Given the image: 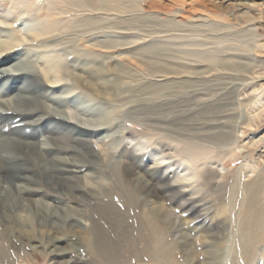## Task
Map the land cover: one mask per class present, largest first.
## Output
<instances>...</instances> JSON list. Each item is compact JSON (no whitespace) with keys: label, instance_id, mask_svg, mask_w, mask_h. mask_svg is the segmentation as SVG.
Listing matches in <instances>:
<instances>
[{"label":"rangeland","instance_id":"374dc122","mask_svg":"<svg viewBox=\"0 0 264 264\" xmlns=\"http://www.w3.org/2000/svg\"><path fill=\"white\" fill-rule=\"evenodd\" d=\"M50 1L0 0V16H7L13 19V22L7 21L3 24L1 23L0 27L15 31L18 42L21 40L19 43H14L8 48L1 50L0 59L3 58L4 54L9 53H18L21 58H25L26 60L37 59V57L39 58L43 54V46L45 43L40 41L43 40L44 37L32 39L31 36L34 31L27 30L28 28H26L25 24L36 22V17H32V14L40 4H46ZM88 2L89 6H86L87 9L84 7L82 8L83 10H76L75 12H78L75 13L74 16L81 18L88 17L99 20L100 22L97 24L92 23L90 25L80 26L81 28L76 27L64 33H53L52 35L56 36L57 39L60 38L62 42L51 45L47 49L49 52L58 51L59 55L67 51V54H69L65 56V61L74 64L76 67L80 66V63L86 60H84L85 54L91 52L90 50L99 53L97 56L94 54L89 55L90 58L94 57V59H92L93 63L99 68V91L90 90L85 86H81L78 89L70 90L65 96L67 101L80 105L84 107L83 109L90 112L83 117L88 124L92 122L96 123V121L100 122L101 119L103 121L100 122L101 125L99 127L93 126L91 128L90 126L88 131L90 133L89 136H86L84 133H78V135H76V140L69 144L71 146L69 148L71 149H60L62 154L71 157L72 161L78 159L80 162V164H75L77 167L75 175L79 177L80 182L72 183V185L77 184V189L74 191L72 190L71 194H78L72 197L73 199H70L71 196L50 190L41 172L42 170L38 166L39 164L37 161L39 160V154H36V161H34L28 153L23 154L22 160H26L25 162L19 159L21 171H18V176L22 179L21 183L24 186L27 185V188L34 187L36 189V187H38L36 189L38 191L30 192L31 195H34L35 197H33L39 201L44 199L55 200V203L59 206L67 208L68 212H61V214L65 215L66 213V215H69V218L61 219L58 216L52 218L46 215L45 209H41L30 216L26 221L28 223L21 225L12 208H3V210L0 211V264H66V260L69 262H76L75 264H102L98 255L94 253L95 251L92 245L89 246L87 243V239L91 240L92 238L90 219L98 221L101 226L104 224L106 235L111 236L112 240L114 239L118 250V258L115 261H118V264H162V262L163 264H168V262L169 264H236L237 254L234 255L233 253L234 249L239 252V247L235 240L238 209L237 207L227 208L226 212H221V207L226 204L229 197L230 186L236 177L238 181L243 184L247 179L254 178L258 173H264V33L248 31L247 28H251V25L236 24L229 17L231 11H222L221 18L217 19H213V17L204 12L190 14L185 11L184 14L181 13L184 16L180 15L179 13L184 7L180 6L179 2L173 0H155V2L154 0H135L132 2L130 9L120 14L112 10L106 12L107 10L105 8L101 10L94 8L97 0H88ZM166 3L168 5H166ZM210 3L214 5V1L207 0V4L209 5ZM16 4L17 7H14ZM28 4L30 5L29 8L26 7ZM250 5L251 0H245L242 9ZM91 6L92 9L90 8ZM153 6L155 8H153ZM164 6L167 7L163 8ZM212 7L216 9V7ZM261 9V7L257 8L258 11ZM70 16L71 14H66L64 17L70 18ZM153 16L155 18L157 17V19L149 21L147 17L150 18ZM136 18H140V21L134 20L135 25L132 26L128 24H115V21L118 20ZM179 24L185 27L177 28L176 26ZM20 28L21 31H19ZM159 31L161 32L160 34ZM78 38H81L82 43H80V40L78 41ZM91 38H109L110 42L112 40V42L114 41L118 46L116 44L112 46L114 45L112 42V44L110 43V48H107V50L104 49V47L99 48L98 46L92 49H90V46H88L89 48L79 46L84 43L85 39ZM169 38L170 40H168ZM73 48H75V52ZM30 49L35 50L32 51ZM76 49H78V53ZM135 49L138 51L145 49L144 51L150 56H147L148 54L145 55L146 53L143 54V56L142 54L140 55V53L136 54L133 52ZM149 50L151 53L148 52ZM133 53L136 55H133ZM197 53L201 55L202 53H207L210 57H200ZM131 55L134 57L139 56L142 60H146L147 57L152 58H148L152 61L156 59V61H158L156 64L168 65L181 63L180 65L183 66L185 62L186 67H183L187 69L194 67L195 69H193L194 71L196 70L197 73L192 75L181 74L182 76L175 75L177 78L173 75H163L164 77L166 76L164 78L159 73L149 74L147 70H144V66L142 67L140 65L138 60L134 57L133 59L131 58ZM209 58H213L215 62L211 61ZM20 60L21 59H18L14 63H21ZM235 64H237V67ZM37 68V66H34L36 74L33 76V79H36L35 84L37 93L51 96L54 93L58 94L60 92L58 89L73 86V78L70 73L66 72L65 76H63L64 80L59 81L56 86H52L44 81L40 69L38 68L39 70H37ZM190 69L192 70V68ZM5 76L4 74H0V85L9 84L10 81L4 82ZM196 77L200 82L203 81L202 84L198 82V84H200L199 86H195L196 88L191 87L179 93L175 92V94L176 96L180 94L178 98L184 96L186 92L188 94L186 93L185 97L190 94V97L188 96L187 99L191 101L189 104H193V110H200L202 107H208L209 109L221 107V116L216 114V116H210L212 119L214 117V119L218 120H211L210 122L200 121L203 124V128L205 127L203 131H208L207 129H210L207 133H201L200 136H209L211 138L210 142L205 144L200 140L195 141L197 143H204L211 150L209 157L203 160L205 162L204 164L201 162L196 164L197 166L199 165L200 169H206L211 166L217 172L218 176L211 180L213 184L210 186H208L205 180L199 175L194 177V179L187 176L190 169L188 171L184 170L187 163L180 160L177 153L179 152L180 147L178 146L182 141V137L169 131L145 125L144 118L148 119L149 117L153 119V115H146L144 117L143 114L134 113L136 118H125V114L134 111L131 105L135 102H139L143 98L151 96L159 97V99L161 97L160 100L154 102L153 105L155 106L161 102L170 100L174 96H168L169 98H166L165 96L167 95L164 96L163 94L167 92V89L163 87L183 85V80H189L191 83V81L196 80ZM116 79H120L121 81L118 82ZM15 81L14 84H16V86L21 84V82ZM144 85H148V90L145 89L139 92L138 90L144 87ZM104 88L106 89L101 91ZM17 91L19 92V90ZM105 91L106 93H104ZM203 91H205V93ZM96 92H98L99 95L98 93L96 94ZM102 92L104 96L101 95ZM223 96L225 99L221 100ZM194 99L196 102H194ZM197 99L201 100L197 101ZM149 103L150 102H145V105H149ZM179 109L187 110L188 107L185 106ZM68 110L73 114V108H68ZM173 113L174 112L171 111L170 114L163 119V121L166 119L164 121L165 124L173 117ZM87 117L89 119H87ZM45 120L46 116H31L22 113L13 119V123H11L10 126L22 127L26 129V131H34L42 127ZM74 128L75 131L82 130L80 132L85 130L84 128ZM86 137H90V140ZM148 137L151 139L146 141L145 139ZM186 137L187 138L183 139L187 140L190 138V136ZM101 138L103 141L100 140ZM218 138L222 140H218ZM45 140L48 141V139ZM125 146L131 153L135 154L136 157L141 156V158H143V167L147 169L159 164L163 170L166 169L171 180L176 175H178V178H183L185 176L190 178L185 182L187 186L184 188V191L179 192L173 198L167 195L168 193H164L161 186L155 189L156 192L160 193L161 199L166 205L169 216L174 224H168L167 221L163 220L164 218L161 215L154 212L152 213V192H144L133 186V184L128 181L129 178L125 179L126 177H124L123 163L109 158L107 156L108 153L105 154L106 151L109 150V153L114 152L113 158H117ZM135 146L142 147V150H133ZM88 150L92 153H88ZM93 159L94 161H92ZM116 167L117 170L120 169L117 171L114 169ZM110 169L112 171H110ZM88 171H90V176L94 184L98 186L100 193H96L98 196L89 193L86 194L85 189H83L84 184H86L84 180H87V176L83 174H87ZM113 171L115 172L116 178L112 175ZM87 175H89V173ZM95 175L100 176H96L97 178L93 177ZM122 178H124V180ZM5 180L6 178H3V181ZM148 180L150 179L148 178ZM189 180L194 181L190 183ZM102 182L104 183L103 185L101 184ZM126 183H130L131 187L127 184L129 188ZM212 185L215 186L211 187ZM104 186L107 187L108 190H106ZM101 191H109L108 193H110V196L108 199L102 196ZM43 192H45V195ZM186 193L191 194L190 197L194 201V206L190 207L189 204L183 203V197ZM192 196H194V198ZM85 197L87 200L84 199ZM98 197L100 199H98ZM240 199L241 195L237 197V201ZM105 200H109L110 209H113L114 213L117 211L116 216H113L115 221V223H112L113 226L108 225L110 223H105L106 221L102 218V215L100 213L99 215L94 209L98 202L100 203ZM103 208L107 209L108 207L103 206ZM118 208L122 210L120 211ZM120 215L122 216L121 218ZM156 216L158 217L156 218ZM217 216L218 218L215 219ZM100 217L101 219H99ZM173 219L175 221H173ZM75 222H78V224L80 222V224L78 225ZM52 224L58 226L57 231L60 232V237L64 236V234H70L68 239H62L59 244V246L61 245L60 247L65 249L63 255L59 253V249L54 245L52 237L53 231L51 228ZM114 224L118 225V228ZM114 226L115 229L119 231L120 235L114 229ZM124 226H126L125 228L128 230H124ZM70 227H73L75 231L78 229L77 232L80 233H71ZM112 232L113 234H111ZM61 233L63 235H61ZM71 235L74 236L72 237ZM37 237L39 240H37ZM125 238L126 240L124 241L123 239ZM119 240H122V243L119 242ZM184 242H188V246L184 245ZM260 246L258 252L254 256L252 264H264V245L260 244ZM89 247L92 251L88 249ZM161 255L163 257H161ZM158 257H160V261L157 260ZM240 263L242 264L241 261Z\"/></svg>","mask_w":264,"mask_h":264},{"label":"bare ground","instance_id":"6f19581e","mask_svg":"<svg viewBox=\"0 0 264 264\" xmlns=\"http://www.w3.org/2000/svg\"><path fill=\"white\" fill-rule=\"evenodd\" d=\"M134 1L135 0H97L94 8L99 9V10L105 8L107 10L106 12L112 10L114 12L117 11L120 14V13L126 12L127 9H130L131 4ZM173 1L179 2L180 6L184 7L181 9V12L179 13L180 15H183L185 11H186V13H190V14H194L196 12H204V13H207L208 15H210L211 17H213V19H217V18H221L222 11H224V12L231 11V13L229 14V17L236 24H238V25H242V24L243 25H251L252 26L251 28H247L248 31L263 32L264 33V1L263 0H251V5L246 7L245 9H242V6H243L245 0H212V1H214V5L211 3H210L211 5L210 4L208 5L207 0H173ZM150 2H152V1H150ZM154 2H155V0H154ZM166 5H168V4L166 3ZM86 6H89L88 0H52L46 4H40L38 6V8L35 10V12L32 14L33 15L32 17L35 16L36 17L35 20H37V21L34 23H31V24L29 22V23H26L25 25H26V28H28L27 30L34 31V33L31 36L32 39H38V38L44 37L43 40L40 41L42 43H45L43 46L44 47V51L42 52L43 54L39 58L37 57V59L35 58V59L26 60L25 58H21L18 53H16V54L9 53V54H4L3 58L0 59V74L6 75L4 82L10 81L8 85H6V84L0 85L1 86V88H0V211L3 210V208H5V207L12 208L13 212L17 215L18 221L21 225L28 223L26 221L30 218V216L32 214H34V212H36L37 210H41V209H45L46 215H48L49 217H52V218L58 216L61 219H65V218H69V215H66V213H65V215L61 214V212L67 211V208L59 206L57 203H55V200L44 199L42 201H39L38 199L34 198L35 197L34 195H31L30 192L31 191H34V192L38 191V190H36L38 187H36V189L33 186H32L33 188H31V187L27 188V185L24 186L21 183L22 179L18 176V171H21L20 170L21 164H19L20 163L19 159L22 160L23 154L28 153L29 156H31L33 158V160L36 161L37 160L36 154H39V160L37 161L39 164L38 166L41 168L42 171L41 170L40 171L43 173V175L46 179V183H47L48 187L50 188V190L54 191V192H58V193H63L64 195H67V196H71L70 197V199H71L72 197H75L78 195V194L76 195L73 193L71 194V192H72V190L74 191L77 189V186H76L77 184L72 185V183H79L80 182L79 177L77 175H75L76 168H77L75 166V164H80V162L78 161V159L72 161L71 157H68L65 154H62L60 149L61 148L62 149L63 148L71 149V148H69V147H71L69 144H70V142H74L76 140V138H77L76 135H78V133H84L86 136H89L90 133L88 131H89L90 126H91V128L93 126L99 127L101 125L100 122L103 121L101 119V121L99 120L100 122L96 121V123H93V122L91 123V121L89 120V122L91 124H88V122L83 117L88 115L90 112H88V110L83 109L84 107H81L80 105L74 104L71 101H67L66 96H65L70 90L78 89L81 86H85V87L89 88L90 90L93 89L94 91H99V88H98V86L100 84V81L98 82V79H99V76H98L99 71L98 70H99V68L96 67L95 63H93L92 59H94V57H92V58L89 57L90 54H94L97 56V55H99V53H95L92 50H90L91 52H88L85 54L84 60L85 59L86 60L82 61L80 63V66L76 67L74 64L68 63L65 61V56H67L69 54V53L67 54V51L63 52L61 55H59L58 51L49 52L47 49L51 45H55L57 43L62 42V41H60V38L57 39L56 36L52 35L53 33H62V32L64 33L66 31L68 32L70 29H74L76 27L81 28L80 26H86V25H90L92 23L97 24L100 22L99 20L91 19L88 17L81 18V17H75L74 16L75 13L78 12V11L75 12L76 10H79V9L83 10L82 8H84V7L86 8ZM212 6L216 7V9H214ZM14 7H17V4ZM26 7L29 8L30 5L28 4V6H26ZM166 7L164 6L163 8H166ZM258 7H261L262 9L258 11L257 10ZM90 8L92 9V6ZM153 8H155V7L153 6ZM181 13H183V14H181ZM66 14H71L70 18H65L64 16ZM147 18L149 19V21H154L155 19H157V17L155 18L154 16L150 17V18L147 17ZM134 20L140 21V18L118 20V21H115V24L116 25L128 24V25L132 26V25H135ZM7 21L13 22V19L8 18L7 16L6 17L0 16V24L1 23L3 24ZM166 26H168V25H166ZM176 27L177 28H181V27L183 28L185 26H182L179 24ZM161 28H163V27H161ZM135 30H136V28H135ZM19 31H21V28L19 29ZM152 31H150V32H152ZM160 33L161 32L159 31V34ZM163 33H164V31H163ZM72 37H73V35H72ZM173 39H175V38H173ZM79 40L81 41V38L80 39L78 38V41ZM168 40H170V38ZM19 42H18V38L15 35V31H12V30L10 31L8 29H4V28L0 27V54H1V50H4V49L8 48L9 46L13 45L14 43H19ZM111 42H112V40H111ZM111 42H110L109 38L108 39H106V38L105 39L91 38V39H85L84 43L82 45H79V46H84L85 48H89L88 46H90V49L98 46L99 48L104 47V49L107 50V48L108 49L110 48L109 46H110ZM80 43H82V41ZM112 43L114 44L112 46H115V44L117 45V43H115L114 41ZM30 50H32V49H30ZM33 50H35V49H33ZM135 50H137V49H135ZM135 50L133 52H135L136 54L140 53V55L142 54V56H143V54L146 53V51H144V50H142V51H138V50L135 51ZM73 51L75 52V48H73ZM76 52L78 53V49H76ZM148 52L151 53L150 50ZM135 53H133V55ZM147 54L148 53H146L145 55H147ZM198 54L199 53H197V55ZM27 55H28V52H27ZM62 55H63V58H62ZM133 55H131L132 59L134 57ZM147 56H150V55L148 54ZM198 56L210 57L207 55V53H202V55L199 54ZM33 57H35V56H33ZM151 57H153V56H151ZM155 57H156V55H155ZM134 58L136 60H138V62L140 63V65L142 67L144 66V68H145L144 70H147V72L149 74L159 73L162 76L163 75L175 76V75H181V74L192 75V74L197 73L196 70L194 71V69H195L194 67H190V68H192V70L190 68H188V69L185 68L186 67L185 62L183 65L185 67H183L182 65H180L181 63L180 64H168V65L167 64L166 65L165 64H156L158 61H156L155 58H154L155 61H152V60H150V59H152L150 57H147L146 60L140 59L139 56L134 57ZM148 58H150V59H148ZM18 59H21L20 60L21 63H14ZM203 59H205V58H203ZM210 60L215 62V60H213V58ZM228 63H230V62H228ZM34 66H37L40 69V73L42 74L44 81L47 82L48 84L52 85V86H56V84L59 81H63L64 80L63 76H65L66 72L70 73L72 78H73V80H72L73 86H71L69 88L67 87V88L58 89V91H60V92L58 94L54 93L51 96H47L46 94H43V93H37V90H36L37 87L35 84L36 79L35 80L33 79L34 78L33 76L36 74L35 70H34ZM235 66L237 67V64H235ZM232 67H234V66H232ZM38 68H37V70H39ZM157 77H159V76H157ZM193 77H192V79H193ZM171 79H172V77H171ZM116 80L118 82L121 81L120 79H116ZM14 81L15 82H21V84H19V86H16V84H14ZM198 82H200V81L196 77V80L191 81V83L189 82V80H183V82H182L183 85H180V86L177 85V86H173V87L172 86L163 87V88L167 89V92H165L166 94L165 93L163 94L164 96L167 95V96H165L166 98H169L168 96H170V97L174 96V97L171 98L170 100L161 102V103L154 106L153 105L154 102L157 100H160L161 97L159 99V97H156V96H151V97L146 96L147 98H143L139 102H135L133 105H131V107L134 109V111H131V112L125 114L126 115L125 118H127V117L136 118L134 116V113L135 114H137V113L143 114L144 117L146 115H153V119L149 118V117H148V119L144 118V120H145L144 124L145 125L150 126V127L153 126L155 128H159V129H162L164 131H169L171 133L176 134L179 137H182V141H181L180 145L178 146V147H180L179 152H177V153H178V156L180 157V160L187 163L184 170L188 171L190 169L189 170L190 172H189V174H187V176H189L191 179H194V177H197L199 175L200 177H202L205 180V183L208 186H210L211 184H213V182L211 180L214 179L216 176H218L217 172L211 166L207 167L206 169L204 168L205 169L204 170L203 168L200 169L199 165L198 166L196 165L198 162L199 163L201 162L204 164L205 162L203 160L207 159L209 157V154L211 153V150L209 149V147H207V145H205L208 142H210L211 138L209 136H207V137L200 136L201 133H207L210 129H207L208 131H203V129L205 127L203 128V124L200 121H209L210 122L211 120H214V121L218 120V119H214V117L212 119L210 116L215 115V114L220 115L222 113V111L220 110L221 107L217 108V109H214V108L209 109L208 107H202V109H200V110L199 109L193 110V108H192L193 104H189V103H191V101L189 99H187V97L190 94L185 97V95L187 93L186 92L185 95L181 96L180 98H178L180 94H178L177 96L175 94V92L179 93V92L185 91V89H188L191 87L196 88L195 86H197V85L199 86V84L200 83L202 84L203 81L200 82L199 84H198ZM207 82H206V84H207ZM102 83H103V81H102ZM186 83H188V84H186ZM172 84H174V83H172ZM160 86H162V85H160ZM105 89L106 88L102 89L101 91H103ZM145 89L148 90V85H144V87H141V89H139L138 91L141 92L142 90H145ZM17 90H19V92ZM201 90H202V88H201ZM106 91H108V90H106ZM106 91L104 93H106ZM147 92H149V91H147ZM198 92H200V91H198ZM203 92L205 93V91H203ZM97 93L98 92H96V94ZM194 93H196V92H194ZM98 95H99V93H98ZM101 95L104 96L103 92ZM112 95H114V94H112ZM105 96H107V95H105ZM202 96H200V97H202ZM204 96H206V95H204ZM165 97H163V98H165ZM103 98H105V97H103ZM223 99H225L224 96L221 98V100H223ZM198 100H201V99H197V101ZM145 102H150V103H149V105H145ZM194 102H196L195 99H194ZM185 106L188 107L187 110L179 109V108L185 107ZM68 108L74 109L73 114L69 112ZM171 111L174 112L173 117L169 121H167L168 123L165 124L164 121L166 119L164 121H163V119L165 117H167V115H169ZM22 113L29 114L31 116L32 115L33 116L41 115L43 117L46 116V120H45V122H43L44 124H42V127L38 128L37 130H34V131H26V129H24L22 127L10 126V124L13 123L12 122L13 119ZM87 119H89V118L87 117ZM33 120H31V121H33ZM39 120H41V119H39ZM19 123H20V121H19ZM16 124H18V123H16ZM22 124H24V123H22ZM74 127H78V129L84 128L85 130H83V132H80L82 130H80V131L76 130L75 131ZM217 132H218V130H217ZM171 133H170V135H171ZM186 136H190V138H188L187 140L183 139V138H187ZM221 136H222V134H221ZM86 138H89V140H90V137H86ZM45 139H48V141H46ZM91 139H92V137H91ZM150 139L151 138L148 137L145 140L149 141ZM219 139H221V138H218V140ZM100 140H102V138ZM169 140H171V139H169ZM197 140H200V141L204 142L205 144L202 142H201L202 144L195 142ZM87 141H88V139H87ZM117 144H118V142H117ZM81 145H82V143H81ZM79 149H80V146H79ZM133 150L141 151L142 147L135 146L133 148ZM104 151H106V150H104ZM107 151L105 154L108 153L107 156L109 158H112L115 161H120L123 163V174H125V176H124V177H126L125 179L129 178L128 181L131 182L133 184V186L137 187V189H139V190H143L144 192H152V194H153V199L151 200L152 208H153L152 213L153 212L158 213L159 215H161L164 218L163 220L168 222V224L169 223L174 224L172 222L170 216H169V212H168L166 205L164 204V202L161 199L160 193L156 192L155 189H156V187L161 186L163 189V192L168 193L167 195H169L173 198L179 192L184 191V188L187 186L185 182H187L188 179H190V178L187 176H185L183 178H178V175H176L171 180L170 175H168L166 172V169L163 170L159 166V164L151 167L150 169H147L146 167H143V164H144V162L142 161L143 158H141V156L136 157V155L131 153L126 146L121 150V152L119 153L118 156L116 155L117 158H113L114 152L109 153V150H107ZM87 152L90 154L92 153L90 150H88ZM26 156H27V154H26ZM29 156H27V157L29 158ZM22 161L25 162L26 160H22ZM92 161H94V159ZM37 162H36V164H37ZM96 164H97V162H96ZM23 169H24V167H23ZM114 169L117 170V167ZM110 171H112V170L110 169ZM114 171H113L112 175H114V177L116 178ZM88 173H89V175H87ZM119 173H120V171H119ZM87 174H83L84 176H87V180H84V177H83V180L86 182V184H84V186H83V189H85V193L86 194L89 193L92 195H96V193L100 194L98 186L95 185L94 181L91 179L90 171H88ZM110 174H111V172H110ZM100 175H101V173H100ZM100 175H98V176L95 175L93 177H96V176L99 177ZM88 176H90V177H88ZM119 176H120V174H119ZM3 178H6V180L3 181ZM120 178H121V176H120ZM148 178L151 181L148 180ZM122 179L124 180V178H122ZM193 181H190V183ZM263 181H264V173L263 172L258 173L252 179H247L243 184H241V182H239L237 177H236L230 186L228 200H227L226 204L223 207H221V212L222 211L226 212L227 208L237 207V209H238L237 210V220H236V230H235V240H236L237 246L239 247V252L236 249H234V253H233L234 255L237 254L236 255V258H237L236 264H241L240 261L242 262V264H252V261L254 259L255 254L259 250L260 244L264 245V195H263L264 187H263ZM126 182H127V180H126ZM101 184L103 185L104 183L102 182ZM127 184H129V186H130V183H126V185ZM214 186L212 185L211 187H214ZM105 188H106V190H108L107 187H105ZM195 188H196V186H195ZM215 188H217V187H215ZM108 192L109 191H106V192L101 191L102 196L108 199V197L110 196V193H108ZM116 192H118V191H116ZM43 193L45 195V192H43ZM135 193H136V191H135ZM98 194L96 196H98ZM190 195H191L190 193H186L184 195V197H183L184 202L183 203H187V204H189L190 207H192V206H194V201L190 197ZM239 195H241V199L239 201H237V197ZM192 197L194 198V196H192ZM84 199H86V197ZM98 199H100V198L98 197ZM86 204H87V202H86ZM137 204H138V202H137ZM137 204H135V205H137ZM196 204H197V202H196ZM91 205H93V204H91ZM94 206H92V207H94ZM103 206L108 207V208L104 209ZM89 207H90V205H89ZM94 209L98 214L100 213L102 215V218L106 221L105 223H110V224H108L110 226L112 225V223H115L113 216L114 215L116 216L117 211H116V213H114L113 209H110L109 200L101 201L100 203L98 202L97 206H95ZM118 209L120 211L122 210L120 208H118ZM126 212H128V211H126ZM122 213H123V211H122ZM87 214H89V213H87ZM73 215H75V214H73ZM93 215H94V213H93ZM124 216H125V214H124ZM92 217L95 218L94 216H92ZM121 217L122 216L120 215V218ZM157 217L158 216H156V218ZM216 218H218V216L215 217V219ZM99 219H101V217ZM124 221H127V220H124ZM173 221H175V220L173 219ZM80 222H79V224H80ZM90 222H91V229H92V238H91V240L87 239V243L89 244V246L92 245V248H94V251H95L94 253L98 255L102 264H118L119 262L117 261L118 262L117 263L115 261L118 258L117 257L118 256L117 255L118 250H117V245H116L114 239L112 240L111 236L106 235V232L104 230L105 227L103 226L104 224L101 226L98 223V221H96L94 219H90ZM117 222H118V219H117ZM153 222H154V220H153ZM76 224H78V222ZM101 224H102V222H101ZM115 226L117 227L118 225H115ZM115 226H114V229H115ZM57 227L58 226H55L52 224V227H51L52 231H53L52 237L54 240V245H56V248L59 249V253L61 255H63L65 253V249L60 247L61 245L59 246V244H60L62 239H68L70 237V234L69 233L64 234V236L60 237L59 236L60 232L57 231ZM125 227L126 226H124V230L127 229ZM78 228H80V227H78ZM120 230H121V228H120ZM129 230H130V228H129ZM77 231H78V229H77ZM77 231H75V229L73 227H70L71 233H76V234L80 233ZM116 231L119 234V231L118 230H116ZM126 233H128V232H126ZM111 234H113V232ZM123 234H125V233H123ZM61 235H63V234L61 233ZM182 238H183V236H182ZM37 240H39L38 237H37ZM123 240L125 241L126 238ZM121 241L119 240V242H121ZM47 242H48V240H47ZM74 244H75V242H74ZM84 244H85V242H84ZM184 245L188 246V242H186ZM88 249H90V247ZM159 250H160V247H159ZM90 251H92V249H90ZM119 257H121V256H119ZM161 257H163V256L161 255ZM159 259H160V257H158L157 260H159ZM50 262H52V261H50ZM60 262H61V259H60ZM65 262H66V264H75L76 263V262H69L68 260H66ZM162 264H163V262H162ZM168 264H169V262H168Z\"/></svg>","mask_w":264,"mask_h":264}]
</instances>
